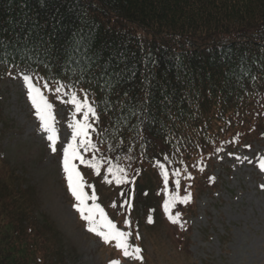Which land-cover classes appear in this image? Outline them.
<instances>
[{
	"label": "trees",
	"instance_id": "trees-1",
	"mask_svg": "<svg viewBox=\"0 0 264 264\" xmlns=\"http://www.w3.org/2000/svg\"><path fill=\"white\" fill-rule=\"evenodd\" d=\"M18 68L30 70L52 113L63 100L57 81L94 101L100 152L127 169L129 182L109 188L103 169L81 165L84 190L94 187L97 204L105 194L99 205L110 220L112 197V209L123 204L131 226L136 205L147 207L148 223L160 219L154 206L168 221L163 205L179 168L178 195L190 199L171 214L176 238L184 235L197 193L215 188L208 164L264 138V0H0V84ZM5 120L0 111V132ZM158 164L169 169L167 189ZM1 179L0 264H63L52 230L42 232L26 208L28 188L13 173ZM130 243L143 261L127 264H151L133 232ZM114 255L124 262L117 248Z\"/></svg>",
	"mask_w": 264,
	"mask_h": 264
},
{
	"label": "rangeland",
	"instance_id": "rangeland-1",
	"mask_svg": "<svg viewBox=\"0 0 264 264\" xmlns=\"http://www.w3.org/2000/svg\"><path fill=\"white\" fill-rule=\"evenodd\" d=\"M22 75L32 77L30 70L18 68L10 71L0 84V111L9 123L0 132V181L13 173L19 177V184H25L26 208L37 219L42 232L52 230L53 239L66 260L63 264H111L116 260L115 242L113 247H106L100 237L87 231L86 222L73 207L76 201L61 182L65 178L62 147L71 142L72 130L68 124L73 106L61 102L53 108V126L59 142L57 151L52 153L47 134L41 131L40 121L28 99ZM32 83L37 87L34 77ZM2 128L0 124V131ZM262 159L264 138L232 150L225 148L214 157L206 174L212 178L215 188L197 193L194 199L197 212L185 216L190 229L180 237L176 238L175 234L177 224L168 215L165 221L158 213V206L154 208L160 219L149 226L144 219L147 207L136 205L130 229L142 239L141 245L150 263L264 264V172L258 167ZM74 163L81 166L79 161ZM115 186V183L109 184V188ZM107 201L103 194L99 204L105 205ZM111 202L115 203L113 197ZM111 206L107 210L116 212V216L111 214L113 223L125 230L127 219L121 217V207L112 209ZM106 215L110 219L109 213ZM181 243L187 244L186 250ZM123 261L120 264H127L129 259Z\"/></svg>",
	"mask_w": 264,
	"mask_h": 264
},
{
	"label": "snow or ice",
	"instance_id": "snow-or-ice-1",
	"mask_svg": "<svg viewBox=\"0 0 264 264\" xmlns=\"http://www.w3.org/2000/svg\"><path fill=\"white\" fill-rule=\"evenodd\" d=\"M22 79L27 87L28 99L31 101L40 121V129L43 133L47 134L46 139L49 142V147L52 153H55L59 137L56 128L53 126L52 105L42 94L41 89L32 83V77L22 75ZM56 85L54 89L55 93L60 97H67L62 102L71 104L74 109L71 121L68 124V127L72 130L71 142L62 147L64 176L68 190L76 201L73 207L81 219L86 222L88 232L100 237L106 244L115 242V247L122 252L124 258L142 262V249L138 245L130 243L132 232L117 228L116 224L107 217L103 208L95 202L97 197L92 185H87V187L93 188L92 194L88 195L85 192L84 177L77 164L74 163L75 161H79L80 165L92 169L96 175H101V170L103 169L105 181L109 184L113 183V181L117 185L129 182L127 169L121 166L115 157L110 158L100 152L99 144L103 143V141L100 140V130L97 127L99 116L95 103L89 99L88 93L83 89H80V92L83 94V98L81 99L74 86L66 85L61 81H57ZM43 87L48 89V82H45ZM89 153H91V158L86 159V155ZM158 166L161 168L165 188L167 189L169 169L164 164H158ZM258 167L264 172V159L260 160ZM171 176L174 178L173 182L176 186V191L165 200L163 207L165 213L168 214L169 220L172 223H177L178 217L177 219H173L171 209L178 203H187L190 199V194L183 197L178 195L181 182V169H173ZM187 178L191 179L190 176ZM112 206L116 207L115 203ZM123 206L122 204L121 207ZM151 222V219H149V223ZM124 223L129 229L131 228L130 221L125 220ZM137 239H139L138 235ZM111 264H120V261L114 260Z\"/></svg>",
	"mask_w": 264,
	"mask_h": 264
}]
</instances>
